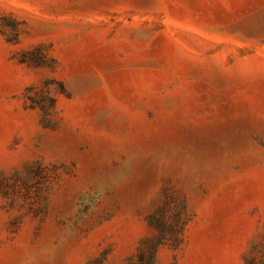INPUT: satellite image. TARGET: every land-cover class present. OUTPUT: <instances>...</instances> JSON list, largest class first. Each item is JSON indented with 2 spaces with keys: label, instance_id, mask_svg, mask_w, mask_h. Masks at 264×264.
Wrapping results in <instances>:
<instances>
[{
  "label": "rangeland",
  "instance_id": "374dc122",
  "mask_svg": "<svg viewBox=\"0 0 264 264\" xmlns=\"http://www.w3.org/2000/svg\"><path fill=\"white\" fill-rule=\"evenodd\" d=\"M0 264H264V0H0Z\"/></svg>",
  "mask_w": 264,
  "mask_h": 264
}]
</instances>
